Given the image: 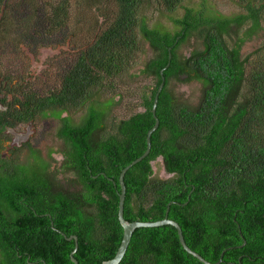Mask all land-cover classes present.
Instances as JSON below:
<instances>
[{"label":"trees","instance_id":"1","mask_svg":"<svg viewBox=\"0 0 264 264\" xmlns=\"http://www.w3.org/2000/svg\"><path fill=\"white\" fill-rule=\"evenodd\" d=\"M11 1L0 0V24L11 18ZM46 1L43 32L50 36L66 28L73 13L70 0ZM83 1L95 14L103 11L99 0ZM106 1L105 22L59 86L42 95L10 86L13 102L0 109V148L7 126L37 115L58 117L60 171L76 177L58 179L29 142L0 159V264H73L75 240L64 234L77 236L78 264L114 256L123 234L118 177L146 149L159 71L167 62L150 150L124 174V218L167 215L206 260L217 261L225 250L219 264H264V0H234L239 10L230 14L210 0ZM150 9L169 16L170 24L149 23ZM190 38L193 49L179 54ZM255 38L256 48L242 55ZM145 44L152 55L139 72L154 85L140 94L142 110L117 121L112 113L120 99L106 91H115L112 79L135 64ZM172 79L201 83L194 106L175 96ZM78 111V123L62 116ZM159 156L169 177L154 175L151 161ZM117 264L204 263L182 247L173 225L163 224L135 228Z\"/></svg>","mask_w":264,"mask_h":264},{"label":"rangeland","instance_id":"2","mask_svg":"<svg viewBox=\"0 0 264 264\" xmlns=\"http://www.w3.org/2000/svg\"><path fill=\"white\" fill-rule=\"evenodd\" d=\"M19 1H11V18L6 17V20L0 24V83L5 91L11 89L10 86L13 85L15 87L24 86V91L34 90L42 95L59 86L62 74L75 60L79 50L84 48L101 29L105 22L104 14L109 10V2L99 0L103 11L95 14L94 9L85 1L70 0V10L73 13L71 22L66 28L49 36L43 32L46 24L44 12L47 1L22 0L17 5ZM197 1L194 0V2ZM210 2L215 9L224 14L239 10L234 0H210ZM88 3L91 4L90 1ZM147 14L149 23L170 24L169 16H158L155 12L153 13L152 9L148 10ZM259 40V38H255L247 41L243 45L242 55H246L256 48ZM194 42V38L188 39L181 45L179 54L188 55L194 47ZM151 55L152 50L145 44L143 50L138 54L135 64L127 72L112 79L115 91H106V94L114 95L116 99H120L112 113L115 120L118 121L143 109L140 94L143 90L154 85V79L144 76L139 70ZM26 81L29 82L28 85L25 84ZM169 88L180 100L194 106L200 96L201 83L195 80L183 82L172 79ZM118 95L121 98L117 97ZM6 98L7 93L5 92L2 104L5 103ZM66 113L63 112L62 115ZM81 114L83 112L78 111L69 115L72 121L78 123ZM59 126L58 118L37 115L31 120L30 125H16L13 131L8 130L9 132H4V135L12 142L13 139H16L15 136L29 133L30 142L37 146L41 156L49 162L50 166L59 169L58 163L61 159L58 156L54 157L62 153L64 148V142L57 135ZM14 146L18 147L19 145L14 144ZM49 151L53 152L54 156L53 154L50 156ZM151 166L154 175L162 178L170 176L164 169L161 156L152 160ZM55 174L58 179L64 181L68 177L71 178L70 180L76 178L74 174L67 175L61 171H55Z\"/></svg>","mask_w":264,"mask_h":264},{"label":"water","instance_id":"3","mask_svg":"<svg viewBox=\"0 0 264 264\" xmlns=\"http://www.w3.org/2000/svg\"><path fill=\"white\" fill-rule=\"evenodd\" d=\"M170 52L168 55V59L170 58ZM169 62L166 63V65L160 69L159 73H160V77H161V82L159 83L154 99H153V103H152V108H151V112L154 116V124L151 126V128L147 131L146 134V149L144 150V152L138 156L137 158H135L130 164L126 165L125 167H123L120 171L119 177H118V182H119V186H120V190H118V197H119V201H118V220L120 225L122 226L123 229V234H122V238L120 241V244L116 250V253L114 254V256L110 259L104 260L102 261L101 264H117L119 263V261L121 260V258L123 257L126 248L128 246V243L130 241L132 232L134 231L135 228L137 227H151V226H159V225H163V224H171L173 225L178 233V237H179V241L182 245V247L191 255H193L194 257H196L197 259H199L201 262H203L204 264H219L221 262L222 259V255L224 253L225 250H223L221 252V256L220 258L215 261V262H211L206 260L204 257H202L198 252L194 251L193 249H191L185 242L183 234H182V230L180 225L173 219H170L167 217V215H165L164 218L159 219V220H153V221H141V220H135V221H128L124 218L123 215V203H124V199H125V191H126V187H125V183H124V174L127 171V169L129 168V166H131L132 164L140 161L144 156H146L150 150V135L152 133V131H154L157 126H158V118L155 115V109H156V105H157V100H158V94L161 91L163 85H164V76H163V70L168 66ZM64 236L67 239H71L74 238L75 240V246L74 248L71 250L70 252V259L73 262V264H78L77 260L74 258L73 254L76 251L77 248V236L76 235H70V236H66L64 234Z\"/></svg>","mask_w":264,"mask_h":264},{"label":"flooded vegetation","instance_id":"4","mask_svg":"<svg viewBox=\"0 0 264 264\" xmlns=\"http://www.w3.org/2000/svg\"><path fill=\"white\" fill-rule=\"evenodd\" d=\"M28 81H26L25 82V84H27L28 85ZM15 89H17V88H15ZM21 89L22 90H24L25 88H24V86H21ZM21 89H19L21 92H22V90ZM12 90H13V88H11L10 90H4L3 89V87L1 86L0 87V103H1V105H0V109H2V110H7V108H8V103L9 102H13V93H12ZM5 92L7 93V98L5 99V103L4 104H2L4 101H3V99H4V95H5ZM69 114L68 113H66L65 115H62V116H68ZM54 118H58V117H54ZM58 120L60 121V126H61V124H62V122H61V120L58 118ZM30 122L31 121H26V122H20V123H18L17 125H19V124H27V125H30ZM60 126H59V128H60ZM58 128V129H59ZM15 129V127H6L5 129H4V132H6V131H8V130H10V131H13ZM9 132V131H8ZM58 133V132H57ZM29 136H30V134L29 133H26V135H17V136H15L16 137V139L14 140L13 139V141L11 142V139H8V138H3L4 140H3V145H2V147L0 148V159H7V160H9L10 158H11V151H12V149H13V147H15L14 146V144H18V145H21V144H23V143H25V142H29L30 144H31V146L33 147V148H37V146H34L31 142H30V140H29ZM14 137V138H15ZM59 137V136H58ZM59 138H61V137H59ZM61 140L64 142V139L63 138H61ZM38 149V148H37ZM48 154L51 156V154H53V156H54V153L53 152H51V151H49L48 152ZM56 156H58V158H60L61 160H63V154L62 153H59L58 155H55L54 157H56ZM60 161V160H59ZM59 164V169H56L54 166H50V168H51V170L52 171H60V169H61V166L60 165H62V163H61V161L58 163ZM29 165V164H28Z\"/></svg>","mask_w":264,"mask_h":264}]
</instances>
